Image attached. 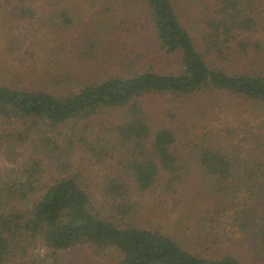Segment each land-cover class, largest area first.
Here are the masks:
<instances>
[{"label":"trees","instance_id":"16d2710c","mask_svg":"<svg viewBox=\"0 0 264 264\" xmlns=\"http://www.w3.org/2000/svg\"><path fill=\"white\" fill-rule=\"evenodd\" d=\"M108 1L40 73L9 67L18 50L0 42L4 137L37 135L59 172H0V264H42L39 242L113 264H264V124L215 125L239 101L264 110V0H127L133 18ZM21 2L14 17L34 19ZM59 11L52 26L74 28ZM173 202L188 208L174 229Z\"/></svg>","mask_w":264,"mask_h":264},{"label":"rangeland","instance_id":"374dc122","mask_svg":"<svg viewBox=\"0 0 264 264\" xmlns=\"http://www.w3.org/2000/svg\"><path fill=\"white\" fill-rule=\"evenodd\" d=\"M21 1H24L26 7L35 12L36 17L34 19L23 20L17 17L19 19L17 20L14 17L13 12L21 7ZM62 2L64 3L62 4ZM104 3L110 2L108 0H0V42L4 39L10 40L13 43L12 46L18 50V52L6 56L5 60L8 66L16 67V71H25L24 75L29 76L37 71L39 73L42 71L40 69H43L45 65V62L43 64L42 61H46L47 57L55 54L61 57L67 56V43L72 40V37L78 38L79 34L90 35L94 26L93 19L99 11L103 10ZM114 4L118 6L116 7L120 18L129 16L133 18V6L129 5V1L117 0ZM65 6L71 9L69 14L72 15L75 21V27L67 32H63L56 25L52 26V21H48L50 17L58 15L59 9L65 8ZM15 41L18 44H15ZM263 120L264 110L254 109L250 104L243 105L239 101L236 108H232L226 114L220 116L215 125L233 127L237 130L245 127L246 123L249 124V128L263 125ZM8 128L10 127L7 126L4 129ZM11 130L14 131V129ZM10 133L9 131L7 135H10ZM4 134L0 125V136H2V138L0 137V172L3 175H9L13 178L16 170L22 172L27 160L40 158L47 173L51 174L53 178L58 177L59 172L55 171L57 159L41 148L37 135L32 134L26 139L19 140L9 136L8 138L4 137ZM241 140H243V136ZM237 142H239L237 139H231L228 141V146L237 144ZM65 150L68 151V148ZM74 152L77 156L75 165L82 163L84 167L81 170L87 171L89 179L95 186H100L104 170L99 166H93L88 161L82 162L84 154L79 150ZM73 168L76 167L73 165ZM143 197L146 198V204H154L153 197L147 195H143ZM171 204L175 208L170 213L168 223L165 224L172 226L174 229L177 225L176 220L184 215L182 211H188V208L175 202ZM29 260H42V264H113L114 257L111 254L98 253L90 246L60 251L52 256V251L42 242H39L31 249Z\"/></svg>","mask_w":264,"mask_h":264}]
</instances>
